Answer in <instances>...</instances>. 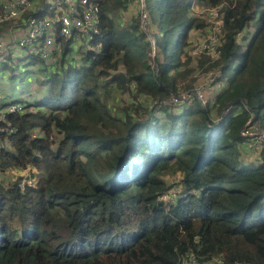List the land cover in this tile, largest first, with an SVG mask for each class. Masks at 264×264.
Returning a JSON list of instances; mask_svg holds the SVG:
<instances>
[{"label":"trees","instance_id":"trees-1","mask_svg":"<svg viewBox=\"0 0 264 264\" xmlns=\"http://www.w3.org/2000/svg\"><path fill=\"white\" fill-rule=\"evenodd\" d=\"M89 1L100 9V51L69 64L62 42L42 81L50 100L8 116L15 132L0 136V171L37 174L33 186L0 183V264H185L189 255L264 264V150L258 163L244 162L240 136L248 121L264 130V0H198L222 5L213 67L222 87L204 107L194 100L177 111L160 102L193 87L191 70L180 69L188 32L201 27L192 0H146L154 43L138 13L119 21L134 0ZM29 60L41 63L21 59ZM129 84L163 117L135 96L112 113L106 98ZM34 129L41 135L32 139ZM175 173L180 196L168 205L158 198Z\"/></svg>","mask_w":264,"mask_h":264},{"label":"built area","instance_id":"built-area-1","mask_svg":"<svg viewBox=\"0 0 264 264\" xmlns=\"http://www.w3.org/2000/svg\"><path fill=\"white\" fill-rule=\"evenodd\" d=\"M39 1L0 0V25L6 26L2 33H0V67L8 65L13 69L20 68L24 74L28 70L27 63L32 64V62L31 60H19L31 56L39 59V62H41H37L38 65H35L37 70L43 72L54 71L57 59L62 53L60 42L63 40L71 42V53L77 54V56H80V53L84 51L96 53L100 51V46L94 43L96 37L99 35L100 25V9L96 4L91 3L89 0H41L44 6L42 9H38ZM144 2L145 0H134L136 6H141H139L140 12L138 13L140 27L143 31H147L149 28L148 15ZM221 8L222 5H218L214 9ZM28 13H31L33 16H28ZM219 21L222 26L221 12ZM221 26L217 46L213 53L215 61L219 58L218 48L223 38ZM21 32L24 33L23 37L19 36ZM12 47L22 49L24 53L21 56H16L11 51ZM209 53L210 51H208ZM8 57L11 60L7 61ZM209 57L212 59L211 55ZM70 61L71 59L69 58ZM73 64L80 65V61ZM149 65L152 66V69L156 70L154 65L151 63ZM209 73V75L207 74L206 88L212 86L215 87V90H219L222 84L216 81L219 75L218 70L215 69ZM41 78L43 80L45 76ZM193 100L198 101L202 107H204L203 104H206V98L203 97L200 87L178 95L172 94L167 101H162L160 104L169 107L170 105L183 107ZM38 110L39 108L35 106L34 101L28 96L19 98L18 100H6L0 91V136L6 137L15 132L7 120L8 116L35 113ZM40 135L39 129L30 131L32 139ZM240 136L244 138L248 151L259 153L264 150V130L258 124L248 121L241 129ZM54 139H56V136ZM4 143L3 147H8V143ZM25 184L33 186L35 181L33 179H30V181L23 180L18 186L22 188ZM192 193L196 194L195 192ZM178 198L179 195L172 194L170 197H167L163 193L158 199L165 204L173 205ZM196 263L192 255H189L185 261V264Z\"/></svg>","mask_w":264,"mask_h":264},{"label":"rangeland","instance_id":"rangeland-1","mask_svg":"<svg viewBox=\"0 0 264 264\" xmlns=\"http://www.w3.org/2000/svg\"><path fill=\"white\" fill-rule=\"evenodd\" d=\"M139 6L131 4L127 11L121 13V16H120L121 19L119 21L121 22L129 21L133 16H135L137 13L140 12L139 9L141 6L140 7ZM144 7L146 10V0L144 2ZM216 7L205 5L199 2L198 0H192L191 6L189 9V15L190 17L195 18L197 23L201 25V27H198V28L193 27L192 29H190L187 35L186 46L184 47L182 54H181V60H182V64L180 66L181 71H184L185 69L191 70V73L189 76V80L193 82L192 84L193 87L191 89L194 88L195 90L197 87H200L203 97L206 98V103L209 100V98L211 99V96L213 95L214 89H215V87H212V86L206 88V80H207V76L210 74L209 72L212 71V69L215 70L213 67L215 66L214 64L216 63V61L213 58V53L217 46L219 29L221 26L220 21H219L221 9H214ZM146 12L148 15L147 10ZM139 21H140V17H139ZM144 31L146 32V35H148L150 41L154 43L153 42L154 39L153 37H151V34H150L151 32H149V28L147 31L146 30ZM19 36L23 37L24 33L23 32L19 33ZM240 36L242 37V35ZM210 47L211 49H209ZM11 51L16 56H21L24 53V50L19 49L17 47H12ZM155 51L156 50H154V47H153L152 51L148 55L150 57V61H148V64L151 63L156 68V65H155L156 52ZM208 51H210L209 54H208ZM209 55H211L212 59H210ZM160 58L161 57L159 56V59ZM9 60H11V58L8 57L7 61ZM73 60L74 61L78 60L77 54L71 55V61ZM211 63H212V67L211 69H209V66L211 65ZM27 66H28L29 71L23 74L20 68L13 69L9 67L8 65H2L0 67V78L2 79V82L6 83L5 80H7L9 83H12V86L14 88H16V86L18 85H23V83L27 82V84L25 85L28 86L29 88L32 85L34 89V84H36L38 88H41V92L44 93L45 95L43 96V99H40L41 101L38 100L36 102L48 101L50 98V93L47 90L48 86L44 82H42L44 79L42 80L41 78L45 76L46 72L37 70L33 64L27 63ZM150 67L152 66L150 65ZM35 74L36 76L34 77ZM3 83L2 85H0V91L1 89H3V86L5 85ZM22 88H24V86ZM25 89L26 88H24V90ZM32 90L31 91L28 90L29 92H26L28 93V95H30L29 98L31 99H33L34 97L32 96L33 95ZM183 92L184 91H180L178 94L183 93ZM185 92H188V91H185ZM134 96L136 97L137 101L142 104L144 110L149 111V112L155 111L158 104L155 105L154 102L151 101L149 97H146L143 95H137L134 84H131V85L129 84L128 91L127 92L125 91L123 94L113 91L111 95L106 98V102L108 104V107L112 110V113H115L116 115H121L120 113L122 112L119 109L124 106H132L135 102ZM203 105L205 106L206 104H203ZM170 108L173 111L178 110L173 105H170ZM154 114L156 115V117L157 116L163 117V114L157 111H155ZM213 115H215V113ZM54 140H57V139H54ZM241 154H242L241 157L243 158V161L246 163L256 164L258 163V161H260L258 152L241 151ZM34 175L37 177L35 169L32 166H29L28 168L23 169V170L8 169L3 172L2 171L0 172V183L3 184L5 187H7L8 185L16 181H18L19 183H21L23 180L30 181V179H33L35 181V179L33 178ZM180 180H181L180 173H175L165 178V181L167 183L166 185L167 191L165 192V195L167 197H170L172 194L176 196L178 195L180 196L179 194L181 191L179 189ZM217 263L219 262L214 261V262H208L207 264H217Z\"/></svg>","mask_w":264,"mask_h":264},{"label":"crops","instance_id":"crops-1","mask_svg":"<svg viewBox=\"0 0 264 264\" xmlns=\"http://www.w3.org/2000/svg\"><path fill=\"white\" fill-rule=\"evenodd\" d=\"M4 28H6V26H4ZM62 42H68L69 43V45H68V48L70 49V54L68 55V59L70 58L71 59V55H73L72 53H71V42L70 41H65V40H63ZM62 42H60V44L62 43ZM62 54V53H61ZM35 60V59H34ZM78 60L80 61V56H78ZM77 60V61H78ZM77 61H70L71 63H74V62H77ZM32 62V64H34V66L36 65H38L37 64V62H33V61H31ZM70 62L68 61V63L70 64ZM56 67V69H57V67H58V63H57V65L55 66ZM55 69V70H56ZM27 71H29V70H27ZM26 71V72H27ZM36 76V74L34 75V77ZM0 80H1V82H0V85H2V79L0 78ZM6 81V83H3V84H5L4 86H3V89H1V92H2V94H3V96L6 98V100H12V99H15V100H18L19 98H22V97H25V96H30V95H28V93H26V92H29L28 90H32L33 89V87H32V85L30 86V88L28 87V86H26L25 84H27V82H25V83H23V85H18V86H16V88H14L13 86H12V83H9L7 80H5ZM34 81V80H33ZM21 86V87H20ZM24 86V88H26L25 90H24V88H22ZM23 90H22V89ZM45 89V88H44ZM33 91V95L32 96H34L33 97V99L32 100H34V104H35V106H36V103H41V102H36V101H38V100H40V99H43V96H45L44 95V93H42L41 92V88H38L37 86H36V84H34V89L32 90ZM46 94V93H45ZM47 95V94H46ZM36 96V97H35ZM49 100H50V98H49ZM41 101V100H40ZM44 101H42V103H43ZM46 102V101H45ZM39 108V107H38ZM40 109L42 110V109H44V108H42V107H40Z\"/></svg>","mask_w":264,"mask_h":264}]
</instances>
